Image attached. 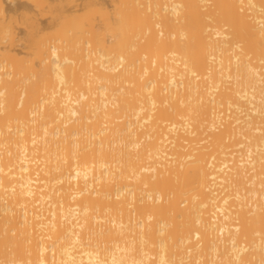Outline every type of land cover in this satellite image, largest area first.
Instances as JSON below:
<instances>
[{
  "label": "bare ground",
  "instance_id": "bare-ground-1",
  "mask_svg": "<svg viewBox=\"0 0 264 264\" xmlns=\"http://www.w3.org/2000/svg\"><path fill=\"white\" fill-rule=\"evenodd\" d=\"M109 2L0 0V264H264V0Z\"/></svg>",
  "mask_w": 264,
  "mask_h": 264
},
{
  "label": "rangeland",
  "instance_id": "rangeland-1",
  "mask_svg": "<svg viewBox=\"0 0 264 264\" xmlns=\"http://www.w3.org/2000/svg\"><path fill=\"white\" fill-rule=\"evenodd\" d=\"M35 2L37 3V5ZM74 2L77 3L78 6H76L77 4H74ZM87 2H97L98 4L104 2L103 4L106 3L105 7H107V9H110L109 0H81V3L80 0H3V5L6 11L5 20L8 22V25L12 26L13 29H15L16 35L18 34L17 36H21L23 32V26L20 22L25 17L24 15L33 14L34 18L38 22L43 24L50 20L51 13H49V10L53 9V11H56L54 13L59 12L63 15H70L75 12L76 8H84L83 5H87ZM43 8L45 9V12L41 15L40 12L43 11ZM18 48L21 49V46L19 47V44L17 45L16 49L18 50Z\"/></svg>",
  "mask_w": 264,
  "mask_h": 264
}]
</instances>
